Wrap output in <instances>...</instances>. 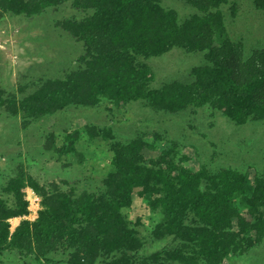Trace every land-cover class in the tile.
Here are the masks:
<instances>
[{
	"label": "trees",
	"instance_id": "trees-1",
	"mask_svg": "<svg viewBox=\"0 0 264 264\" xmlns=\"http://www.w3.org/2000/svg\"><path fill=\"white\" fill-rule=\"evenodd\" d=\"M175 1L196 12L180 18L162 0H0L2 13L25 18L67 2L84 15L54 24L82 43L73 68L39 80L19 98L0 88V108L12 117L23 115L25 124L67 107H96L102 100L117 109L140 101L168 114L207 107L235 125L264 122V45L244 58L242 40H231L224 25L221 7L227 0ZM252 5L264 11V0H252ZM173 49L204 53V63L188 71L186 82L150 88L154 75L137 59ZM84 131L90 140L109 142L111 170L101 191H63L19 167L0 190V255L14 251L25 264L27 259L50 262L47 257L58 250L68 252L65 264H223L264 240V175L248 180L230 168L195 171L175 160L173 148L146 158L152 146L143 136L121 142L109 128ZM80 137L79 131L68 133L63 145L52 150L74 153ZM27 188L40 197V210L34 222L23 220L11 233L8 220L28 214ZM3 196L12 198V206ZM134 196L161 216L152 239H170L172 246L139 255L144 240L122 213Z\"/></svg>",
	"mask_w": 264,
	"mask_h": 264
},
{
	"label": "rangeland",
	"instance_id": "rangeland-1",
	"mask_svg": "<svg viewBox=\"0 0 264 264\" xmlns=\"http://www.w3.org/2000/svg\"><path fill=\"white\" fill-rule=\"evenodd\" d=\"M227 1L221 7L227 34L231 40H242L243 56L247 58L254 48L264 45V11L255 10L252 0ZM162 6L174 9L180 18L196 12L175 0H162ZM83 17L69 2L48 8L33 18L0 11V88L19 98L37 86L39 80L58 78L70 71L82 53V43L54 24ZM203 55L173 49L161 57L138 58L137 62L151 69L154 78L150 88L156 89L169 81H188V71L204 63ZM86 127L109 128L121 142L143 136L152 146L144 152L146 158L173 148L175 160L191 170L204 167L214 172L230 168L243 173L248 180L264 175V122L235 125L207 107L168 114L155 112L140 101L117 109L102 100L96 107H67L54 116L28 124L24 123L23 115L12 117L0 108V190L21 167L41 184L54 182L63 191L74 187L78 191L99 193L103 179L111 170L112 153L109 142L88 139ZM73 131L81 133L74 153L61 155L52 150L61 147L65 135ZM25 197L28 215L8 220L11 233L23 220L34 222L40 210V204L36 207L33 202L31 191L26 189ZM3 199L12 206L11 197L3 196ZM122 213L144 240L140 256L173 245L170 239H152L151 232L161 216L150 213L144 199L134 196L131 206ZM137 220L140 223L135 225ZM67 258V251L58 250L44 264H65ZM26 263L34 264L30 259ZM0 264H25V260L14 251H5L0 255ZM223 264H264V240L242 256L228 257Z\"/></svg>",
	"mask_w": 264,
	"mask_h": 264
},
{
	"label": "built area",
	"instance_id": "built-area-1",
	"mask_svg": "<svg viewBox=\"0 0 264 264\" xmlns=\"http://www.w3.org/2000/svg\"><path fill=\"white\" fill-rule=\"evenodd\" d=\"M29 191H31V193L34 194L33 202L36 204V207H39V202H40L39 197L32 190H29Z\"/></svg>",
	"mask_w": 264,
	"mask_h": 264
},
{
	"label": "clouds",
	"instance_id": "clouds-1",
	"mask_svg": "<svg viewBox=\"0 0 264 264\" xmlns=\"http://www.w3.org/2000/svg\"><path fill=\"white\" fill-rule=\"evenodd\" d=\"M27 190H32V189H30V188H27ZM33 191V190H32ZM34 192V191H33ZM35 193V192H34ZM36 194V193H35ZM37 195V194H36ZM38 196V195H37ZM39 197V196H38ZM39 199H40V197H39ZM27 200V199H26ZM40 201H41V199H40ZM27 203H28V201H27ZM39 204H40V202H39ZM27 209H28V207H27ZM39 211V210H38ZM37 214H38V212H37ZM28 215V214H27ZM26 215V216H27ZM26 216H24V217H26ZM24 217H22V218H24ZM37 218V217H36ZM14 219V218H13ZM15 219H18V218H15ZM27 221V220H26Z\"/></svg>",
	"mask_w": 264,
	"mask_h": 264
}]
</instances>
